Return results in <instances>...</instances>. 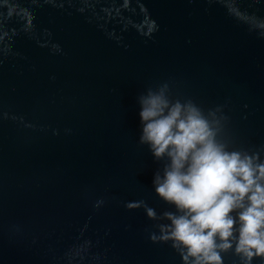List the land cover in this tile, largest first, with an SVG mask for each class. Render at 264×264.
<instances>
[{
  "label": "water",
  "instance_id": "1",
  "mask_svg": "<svg viewBox=\"0 0 264 264\" xmlns=\"http://www.w3.org/2000/svg\"><path fill=\"white\" fill-rule=\"evenodd\" d=\"M259 24L264 0H0V264H184L137 97L166 85L264 159Z\"/></svg>",
  "mask_w": 264,
  "mask_h": 264
},
{
  "label": "clouds",
  "instance_id": "2",
  "mask_svg": "<svg viewBox=\"0 0 264 264\" xmlns=\"http://www.w3.org/2000/svg\"><path fill=\"white\" fill-rule=\"evenodd\" d=\"M137 102L139 143L155 160L166 161L154 174L155 194L176 209L162 214L167 223L159 225L160 241H171L184 264H223L222 253L229 251L244 264L264 257L260 153L230 150L219 122L191 101L172 99L166 85L148 89ZM147 214L156 218L151 210Z\"/></svg>",
  "mask_w": 264,
  "mask_h": 264
}]
</instances>
